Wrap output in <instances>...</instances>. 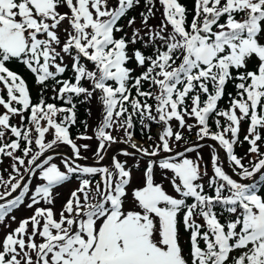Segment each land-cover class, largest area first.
Wrapping results in <instances>:
<instances>
[{
    "label": "snow or ice",
    "instance_id": "1",
    "mask_svg": "<svg viewBox=\"0 0 264 264\" xmlns=\"http://www.w3.org/2000/svg\"><path fill=\"white\" fill-rule=\"evenodd\" d=\"M140 3L0 0V164L3 157L13 161L8 178L0 175V224L9 226L6 218L25 198L34 209L0 238V264H264V0H194L191 21L181 0H144L135 27L128 13ZM156 12L160 21L152 25ZM18 64L37 84L52 81L53 99L69 107L46 102L42 93L34 103L26 80L10 68ZM229 82L236 93L227 94L222 109ZM81 96L82 103L96 96L102 105L94 155L103 160L106 145L116 143L112 131L122 130L135 149L123 154L146 158L139 181L127 161L114 160L111 168L77 163L91 147L69 132L77 122L73 101ZM134 118L145 128L161 127L151 149L133 141ZM182 130L195 132L197 141L188 144ZM208 139L216 142L209 145L211 175L201 171L198 151ZM245 142L241 156L236 146ZM61 144L75 157L65 158L63 169L46 155ZM161 154L166 158L153 159ZM73 177L79 187L58 219L53 207L38 206L53 205V189Z\"/></svg>",
    "mask_w": 264,
    "mask_h": 264
},
{
    "label": "trees",
    "instance_id": "2",
    "mask_svg": "<svg viewBox=\"0 0 264 264\" xmlns=\"http://www.w3.org/2000/svg\"><path fill=\"white\" fill-rule=\"evenodd\" d=\"M181 3H183V4H185L187 6L188 11H189L188 20L191 21L192 15H193L194 0H181ZM157 7H159L158 4H157ZM60 11L61 12H65V11H67V9L66 8H61ZM141 11H146V9L144 8V0H141L140 5L138 7H135L134 9L130 10V12L128 13V17L129 18H131L133 16L136 17V25H135V27H139L140 26L141 17H140L139 14H140ZM153 11H155V9ZM161 11H162V9H161ZM159 21H160V12H156V18L150 19L149 23L152 24V25H157V24H159ZM221 22H223V21H221ZM120 23L126 25L127 24V20L126 19H122ZM125 32H127L129 34V36H130L131 32H132V29L125 27ZM117 35H120V34H117ZM61 38L62 39L64 38V33L61 34ZM129 47H130V50H131V48L133 46L130 45ZM134 47H141V45L137 44ZM145 51H146V54H150V50H145ZM64 63L69 66V71H67L64 74L63 78H69L72 75V73L70 71L71 63H72L71 58L70 57H66L65 60H64ZM129 67L136 68V71L133 73V75H136V74H138L141 71V69L136 67L134 61H130L129 62ZM10 68H11V70L16 71L19 75H21L26 80V82H27V84H28V86L30 88L31 97H32V100H33L34 103L38 102V99L40 98V95L42 93L44 99L46 100V102L55 103L58 107L59 106L69 107V105H65L63 101L53 99V96L55 95V93L52 90V85H53L52 81L46 82L47 87H45V86L37 84L35 82L34 76L23 65H19V64L18 65H11ZM85 86L88 87L89 85L85 84ZM56 87H59V86L57 85ZM228 93H232L233 96L236 93V89L234 87V83L233 82H229L226 85L225 97L219 102V105H218L219 108L224 109V108L228 107V102H229V97L227 95ZM133 94H135V90L134 89H133ZM82 100H84L83 96H81L79 98H75L74 101H73L76 104L75 111H76V120H77V122L70 127L69 132H70V135L72 136V138L74 140H76L77 144H89V145H91L89 150H87V151H85L83 149L81 150V156L85 157V158H88V159L95 160L94 159L95 158L94 157L95 156L94 153L96 151L97 144L94 145V143L89 142L90 140H79V139H77V137L80 136L81 134L87 135V136L94 135V132H95L98 124L100 123V121L102 119V115L99 114L98 108L95 105L96 104V100L97 101H99V100H98V98L96 96H94L90 101H87V102H84V103L81 102ZM149 102L151 103V101H149ZM89 110H90V112H89ZM0 111H2V110H0ZM85 122L87 124L86 128H85ZM193 122L194 121H192V120H188V123H193ZM12 123L18 124L19 123V117L13 118ZM133 123H134V128L131 130L133 132V137L139 139L143 143L149 144L150 147H152L153 146V141L157 140V134H158L157 130L159 129L161 131V127L156 125L155 123H150L148 121H145L146 124L150 123V129L149 128H145V127H143L140 124L139 120L136 119V118H134ZM210 123H211V121H210ZM172 124H173L174 128L177 127V122L173 121ZM247 127H248V123L246 121L242 122L241 130H240V134H239L241 140H243V137L246 134ZM213 130H215L214 125H213ZM185 133H186V135H185ZM183 134H184V137L187 136L186 138L191 140L192 137L195 135V132L189 133L187 130H185V131H183ZM149 136L152 137L151 140L148 139ZM47 139L51 140L52 136L48 135ZM94 139H96V138L94 137ZM181 145H182V143H181ZM202 145H203V147L198 149L200 155L203 158L202 160L210 161L209 159H211V156H210V147H209V145H212V144H202ZM174 147H175V145H174ZM248 147H249V145L247 144V142H245L242 146L238 144L236 146L237 154L243 156L247 152ZM55 150H63V151H67V152H70V153L72 152V150L70 149V146L64 145V144L59 145V147L56 148ZM262 150H264V149H262ZM195 153L196 152L190 153L189 157L193 158V155ZM17 154L19 155L20 153H17ZM196 155H197V153H196ZM59 158L62 161L65 158L72 159L69 156L64 155V154H59ZM2 159H3V163L0 164V175H3L4 179H7L8 177H5V176H6V174L11 172V167L10 166L13 163V161L11 159L7 158V157H3ZM207 161H206V164L204 165V168L206 167L207 171H208V174L211 175L212 174V169L209 168L210 167L208 165L209 162L207 163ZM244 162L247 163V160H245ZM77 163H80L82 165H88V166H96V165L84 163V162H81V161H77ZM142 168H145V167H142ZM158 170L159 169H157V171ZM233 177L235 178V176H233ZM161 178L162 177H161V172H160V180H161ZM74 181L79 182L75 177H73L69 182H74ZM206 182H207V180H206ZM32 183H35L34 184V187H35L39 183V181H37L35 178H33ZM66 183H68V182H66ZM66 183H64V184H66ZM64 184H62V185H64ZM3 190H4L3 188H0V191H3ZM58 216H59V213H58ZM181 244L184 245L185 248H187V246H188V234L183 231V228H181Z\"/></svg>",
    "mask_w": 264,
    "mask_h": 264
},
{
    "label": "rangeland",
    "instance_id": "3",
    "mask_svg": "<svg viewBox=\"0 0 264 264\" xmlns=\"http://www.w3.org/2000/svg\"><path fill=\"white\" fill-rule=\"evenodd\" d=\"M64 27H67V24L65 23ZM61 34H63V32H61ZM67 56H65L66 58ZM101 103L99 101L96 100V107L98 108V111H99V114L101 115L102 113V105H100ZM173 125V124H172ZM176 128V127H175ZM185 131V130H183ZM157 132H159V130H157ZM112 135L116 138V143L114 144H111V146H108L106 145V151L104 153H102V155L104 156V161L108 159V157L110 156V153L112 151H114V147L117 145V143L119 142H125L127 140V137L125 135V133L122 131V130H119V129H116V130H113L112 131ZM186 135V133H185ZM93 136V138L89 141V142H92L95 144H97V140L94 139V135H91ZM187 137V136H186ZM185 137V140L187 141V143H190L191 141ZM133 141L138 145V146H141V141L133 138ZM126 143V142H125ZM182 145L184 144V141H181ZM129 144V143H128ZM212 145H215L216 143L214 142H211ZM142 147L144 148H149L151 149L150 145L147 144V143H144V145H142ZM116 156L114 157V160H120V161H127V164L129 167L132 168V176H133V180L134 182L136 181H139L143 175V170L144 168L142 167H145V164H146V158L142 157V156H125L123 153L124 152H129V153H132V150L129 149L128 147H125V146H122L120 148H118L116 151ZM218 155L220 157V161L223 163V166L225 167V170L227 171V168H226V164H225V155L223 153L222 150H218ZM54 162L58 164V166H60L62 169H63V163H62V160L59 158V155H54ZM95 160H98V158L96 156H94ZM193 158L195 159L196 158V153L193 155ZM101 160V161H103ZM113 160V161H114ZM210 161H207V160H201V164H202V169L201 171L204 170V165L206 164V161L207 163L209 162V168L212 169L211 167V159H209ZM113 161H109V163H107V165H103V166H107L109 168L112 167V164H113ZM139 164V168H136L135 165L136 164ZM160 170H156V179L157 181H160ZM230 173V172H229ZM9 173L6 174L5 177H8ZM231 175H235V173H231ZM207 180V177H205L204 179V182H206ZM167 184V182H165ZM34 184L35 183H32V188L34 189ZM79 187V182L77 181H74V182H68L64 185H61V186H58V187H55L53 189V197H54V204L53 205H45L43 203V201L41 202L40 205H38L39 207H53V210L54 212L56 213V216H57V219L59 218L58 216V213H60V211L62 210V206L66 203V201L69 199L70 197V194L72 193L73 190H75L76 188ZM167 190L172 194L173 193V190L168 187ZM31 194V193H30ZM28 199L25 198V202H24V205H22L21 207H19L18 209L14 210L12 213H11V216H15L16 217V220L15 221H12L11 220V216L6 218L5 220V224L9 225L8 227H5L3 224H0V238H3V236L12 231L14 228H16L18 226V223L21 219L23 218H27V217H30L33 215L34 213V209H29L26 207V204L28 203ZM39 242V240H38Z\"/></svg>",
    "mask_w": 264,
    "mask_h": 264
},
{
    "label": "water",
    "instance_id": "4",
    "mask_svg": "<svg viewBox=\"0 0 264 264\" xmlns=\"http://www.w3.org/2000/svg\"><path fill=\"white\" fill-rule=\"evenodd\" d=\"M193 142H196V141H193ZM193 142H191V143H189V144H192ZM208 142H212V140L208 139V140H206V141H199L198 143H208ZM124 145H126V144H124V143H119V144H117V145L114 147V151H112V153L110 154V156L108 157V159L105 160V161H93V160H89V159H83V160H81V161H83V162H87V163H93V164H95V165L107 164V163L112 159V156L116 153L115 151H116L118 148H120V147H122V146H124ZM127 146L131 147L130 145H127ZM133 150L135 151V149H133ZM50 153H58V152H57V151H51ZM50 153H46V155H48V154H50ZM224 153H225V152H224ZM225 155H226V153H225ZM164 158H166V155H160L159 157H156V158H153V159L162 160V159H164ZM225 161H226L227 164L230 163V162L228 161V159H227V156H226ZM227 168H228V170L231 171V172H234V173L236 172V170H235L232 166H229V167H227ZM15 194H16V193H15ZM15 194H13V195H15Z\"/></svg>",
    "mask_w": 264,
    "mask_h": 264
}]
</instances>
